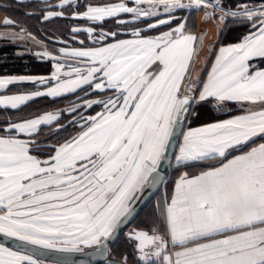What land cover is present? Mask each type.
<instances>
[{
    "label": "snow or ice",
    "instance_id": "snow-or-ice-1",
    "mask_svg": "<svg viewBox=\"0 0 264 264\" xmlns=\"http://www.w3.org/2000/svg\"><path fill=\"white\" fill-rule=\"evenodd\" d=\"M131 3L61 0L60 10L44 19L70 11L73 19L95 25L71 29L85 32L92 46L37 53L56 62L49 76L0 77V110H19L44 97L76 95L81 101L67 113L45 111L0 128V236L19 242L15 250L0 243V264H44L38 250L106 249L145 188L160 181L162 162L194 107L213 101L223 114L232 106L240 114L181 133L176 165L200 171L180 175L151 231L130 235L137 264H264V143L255 139L264 140V0L259 8H230L224 0ZM209 8L210 18L250 30L239 42L219 47L205 79L194 84L197 37L184 18L172 25L178 12ZM108 20L116 30L104 29ZM165 25L159 35L146 34ZM15 26L11 18L4 21V27ZM24 38L20 32L0 34L8 43ZM16 85L34 90L9 94ZM94 107L101 110L81 114ZM65 114L78 131L52 143L42 157L37 135L42 126L57 134L65 130Z\"/></svg>",
    "mask_w": 264,
    "mask_h": 264
},
{
    "label": "trees",
    "instance_id": "trees-1",
    "mask_svg": "<svg viewBox=\"0 0 264 264\" xmlns=\"http://www.w3.org/2000/svg\"><path fill=\"white\" fill-rule=\"evenodd\" d=\"M56 0H51L49 2H37V1H25L23 4L15 0H0V12L7 18H11L16 26L25 27L26 31L37 38L47 41L48 44L54 43L56 38L64 39L68 44L72 45L74 48H85L91 47L92 43L87 38L85 32L73 33L71 31V25L74 22H69L70 18H55L49 21H43V16L46 11L57 9L55 5ZM117 3L119 0H81V3ZM224 3L228 7L233 8L237 3H247L245 0H224ZM81 11L83 9H80ZM70 11H66L69 13ZM31 13V15H29ZM108 22V21H107ZM84 21H79L77 24H83ZM233 24V23H232ZM229 25L227 30L224 32L221 38V44H227L229 42H236L242 36L249 32V27L247 24L240 26L234 23ZM15 28V27H12ZM163 27L161 30H166ZM149 34V33H146ZM125 35H121L122 38ZM83 40L85 43L82 45L80 41ZM51 45V44H50ZM17 46L12 43L5 42L0 46V76H7L19 74L23 72L24 75H35V74H50L53 70L52 62L48 60H38L36 57L30 55L25 56H15L17 51ZM22 73V74H23ZM33 89L32 85H16L10 86L9 93L21 92ZM83 93L80 94L82 96ZM78 98L76 95H67L64 97L52 100L50 98L44 97L38 98L28 104L22 106L19 110H0V128H3L7 123L11 121H22L32 118L37 115L43 114L45 111H64L67 113V109L71 106L73 100ZM94 98V97H90ZM214 103H204L199 106H195L193 109L194 117L190 118V128H197L200 126L208 125L219 120L227 119L231 115H237L240 110L232 106V111L228 114H223L213 107ZM100 108L94 107L90 110H85L82 115H95ZM198 113V116L196 115ZM74 119H79V115L73 114ZM62 122L65 124V130L57 134L55 128L42 127L41 131L36 137V142L39 145L38 154L47 156V148L55 143L61 137H66L69 134L75 135L78 128L69 127V119L67 114L62 117ZM182 136V135H181ZM181 139V138H180ZM180 142V141H179ZM200 169V167H199ZM160 192V191H159ZM158 192V193H159ZM158 196V194L156 195ZM155 196V197H156ZM154 199V198H153ZM150 201L146 208L141 211L140 215L135 219V221L130 225V227L118 238L117 242L111 249L110 257L121 261L125 264H137V253L133 247V240L129 239L127 236V231L132 226L145 227L147 229H152L158 223V210L155 209L154 203ZM154 206V208H153ZM126 257L125 259H122ZM99 264H105L101 262Z\"/></svg>",
    "mask_w": 264,
    "mask_h": 264
},
{
    "label": "crops",
    "instance_id": "crops-1",
    "mask_svg": "<svg viewBox=\"0 0 264 264\" xmlns=\"http://www.w3.org/2000/svg\"><path fill=\"white\" fill-rule=\"evenodd\" d=\"M15 1L18 2V0H15ZM25 1L49 2L51 0H23V2H25ZM119 2H126V3L129 4L131 1L130 0H128V1L127 0H122V1H119ZM55 3H56L55 5H59L61 3V0H56ZM49 11H51V10H49ZM201 17H202V18H200L201 21L199 22V24H198L196 29H193L194 27L193 28H189L187 18H184V19H186V21H187L188 33L192 34V35H195L197 37V40L194 43V57H195L194 64H193L194 68L193 69L190 68V69L192 71V74H194L196 76V78H197L198 75H201L200 79L203 80V79H205V74L209 71V68H210V66L212 65V63H213V61L215 59V56L217 54L218 48L219 47H223V46H229V45H232L234 43H237V42H239L240 39H238L236 42L234 41V42H229L227 44L215 45L216 39L214 41H211V40L214 39V37L220 35V29L219 28H221L222 25H221V23L219 21L210 18L208 14H206V15L203 14V15H201ZM122 18L125 19L126 21H129V22H131L130 20L132 19V18L130 19V16L123 15V14H122ZM180 18H183V17H177V20L173 21V25L172 26H175V23H177ZM6 19H8V18L0 12V31H2V34L6 33V32H11L13 30V29H11L12 27H4V21ZM51 20H53V19H51ZM74 20H76L75 21L76 25H77V23L79 21H84V24H85V25H83V26H85L84 28H86V26H87L86 24L91 25L89 22H87L86 20H83V19H74ZM43 21H49V20H45L44 16H43ZM83 26H81V29H84ZM168 27L169 26L166 27L167 28L166 30H161V31H167ZM161 28L163 29V27H161ZM128 31L130 32V28H129ZM77 33L79 34L80 31L76 32V34ZM159 34H161V32ZM159 34H157V35H159ZM24 35H25L24 37H26V36L29 37L28 40L32 41L33 44L35 43V44L38 45V43L33 41V40H36L37 38H35L34 36H32L28 32L24 33ZM150 36H156V35H150ZM33 37H34V39H33ZM129 38H131L129 35H125V36L122 37V39H129ZM42 42L43 41H41V45H40V48H39L40 51H35V54L34 55H30V56L34 57V56H37L36 55L37 53H41L42 54L45 51L50 53V51L48 49H46L48 46L44 47L42 45L44 43H42ZM12 44H14V43H12ZM211 44H212V47L214 46L213 47L214 48L213 49L214 52L211 53L212 58H209V57H207L208 55H204V53H205L204 50L205 49H203L202 47L204 46L205 48L209 49V48H211L210 47ZM14 45L18 47V45H16V44H14ZM64 48H66V47L64 46ZM66 49L69 50V51L71 50L70 48H66ZM20 50H21V48L18 47L17 51L15 52V56H25L26 55V54L21 55L22 53H19ZM202 58H203V60H202ZM37 59L41 61L39 56H37ZM42 60H49V59H48L47 56H44ZM200 60H201V62H200ZM255 63L259 65L261 62L259 60H257V61H255ZM196 64H197V66H196ZM54 70H55V62L53 64L52 72ZM50 74H48V75L47 74H42V75L41 74H36V75H31V76H49ZM8 76H13V75L0 76V77H8ZM31 90H34V89H31ZM27 91H30V90H27ZM15 93H19V92H13V93H9V94H15ZM213 103L215 104L214 101H213ZM52 112H55V111H52ZM11 122H16V121H11ZM17 122H20V121H17ZM187 130H188V127L186 126L183 132H186ZM255 139H256L257 144L258 143H264V140H261L259 137L255 138ZM180 143H182V136H181L179 144ZM177 154H178V147H177L175 155H177ZM175 155H174V157H175ZM174 157L172 159L173 161H172V164H171V169L168 172V174L166 175L165 182L162 185L163 187L161 188L160 192L158 193V196H156L153 199V203H154L155 209L158 210V211H156V212H158V215H159L158 218L161 217V210L164 207V203H165L166 198L170 199V197L172 196L175 182L179 179L180 175L184 171H188L192 175L198 174L199 171H200L199 167H192V168H185L183 166L178 167L176 165ZM212 163H216V162H212ZM150 201H152V200H150ZM136 230L151 231V229H147L145 227L132 226L126 233L129 239H130V235ZM86 249L88 250V248H84L82 251H84ZM77 252H81V251H77ZM137 257H138V254H137Z\"/></svg>",
    "mask_w": 264,
    "mask_h": 264
},
{
    "label": "water",
    "instance_id": "water-1",
    "mask_svg": "<svg viewBox=\"0 0 264 264\" xmlns=\"http://www.w3.org/2000/svg\"><path fill=\"white\" fill-rule=\"evenodd\" d=\"M245 2H249L252 4H261V0H245ZM185 126L177 132L176 137L172 141V147L168 152L169 159L167 161L162 162V166L160 168L161 179L157 183L155 187H152L150 190L146 187L144 190V194H142L135 202L134 209L135 211L130 215L124 222L118 227L117 231L114 233L113 237L109 238L106 242L107 247L102 251H98L95 248H88V250H84L81 252H57L54 250H38L42 253V255L38 256L39 260H42L44 264H99L104 262L105 264H125L121 261L113 259L110 257V251L118 241L117 239L122 236L123 233L132 225L135 219L141 214L151 199L155 198L158 192L163 187L162 185L165 182V177L171 169L172 159L176 153L177 145H179V141L181 138V133H183ZM0 243L4 244V246L12 247L14 250L17 249L19 245L18 241H13L11 239L0 236Z\"/></svg>",
    "mask_w": 264,
    "mask_h": 264
},
{
    "label": "rangeland",
    "instance_id": "rangeland-1",
    "mask_svg": "<svg viewBox=\"0 0 264 264\" xmlns=\"http://www.w3.org/2000/svg\"><path fill=\"white\" fill-rule=\"evenodd\" d=\"M119 1H122V0H119ZM128 1V0H127ZM131 1V0H130ZM183 2H185V3H188L189 2V0H183ZM107 3H109V2H107ZM116 3V2H115ZM249 7H253V8H259L260 7V4H252V3H249V2H247L246 3ZM129 5L130 6H134L131 2L129 3ZM57 6V5H56ZM161 7V17L162 18H166L165 17V14L163 13V11H162V6H160ZM231 8V7H230ZM60 9L57 7V9H54L53 11H59ZM52 11V10H51ZM48 11H46L45 13H44V15L47 13ZM209 12H208V9L207 10H202V11H198V12H192V13H189V12H178L177 13V17H183V18H187V20H188V26H189V28H193V29H196L197 28V26H198V24H199V22L201 21L200 20V18H202L201 17V15H203V14H208ZM218 16H223V14H220V15H218ZM65 17H68V18H70L69 20V22H74V23H72V25H71V28L70 29H72L73 27H76V28H79V29H81V26H83V25H85L84 23L83 24H75V21L76 20H74V19H72L71 18V12H69V13H66L65 12ZM130 19H131V17H130ZM142 19H147V18H142ZM131 22L130 23H134L133 21H132V19L130 20ZM220 22V21H219ZM221 23V28H219L220 29V35L219 36H216V37H214V39H212L211 41H214L215 39H216V43H215V45H221V38H222V35L224 34V32L227 30V27H229V25H231L232 23L231 22H229L228 24H227V26H225V24L223 23V22H220ZM234 24V23H233ZM232 24V25H233ZM88 27H90L91 25H89V24H86ZM86 26V27H87ZM141 27H145L146 28V25H140ZM191 26V27H190ZM85 26H83V28H84ZM91 27H96L95 25H92ZM103 27H104V29L105 30H116V28L118 27L112 20H109L108 22H105L104 23V25H103ZM162 27H167V25H165V26H162ZM11 29H13L11 32H6V33H3V34H5V35H7V34H13V33H16V32H20L23 36H25L24 35V33H26L27 31H26V28L25 27H19V26H15V28H11ZM161 29L162 28H160V29H157V30H153V31H147L146 33H149V34H147V35H157V34H159L160 32H162L161 31ZM98 30V29H97ZM129 30V29H128ZM130 31H131V28H130ZM82 31H80V33H81ZM0 34H2V31H0ZM86 34V33H85ZM32 35V34H31ZM33 36V35H32ZM35 37V36H34ZM219 37V38H218ZM35 38H37V37H35ZM29 39V37H25L24 39H17V40H15V41H13L12 43H14V44H16V45H18V47H20L21 48V50L19 51V53H22L21 55H23V54H26V55H34L35 54V51H40V45H41V41H43L42 43H44V44H42L44 47L45 46H48L46 49H48L49 51H50V53H51V55H56L57 54V52H58V50L61 48V47H66V48H70L71 50L72 49H80V48H74L72 45H70V44H68L64 39H60V38H56L55 40H54V43L53 42H51L50 44H48L47 43V41H45V40H42L41 38H37L36 40H33L34 42H36V43H38V45L37 44H33L32 43V41H29L28 40ZM89 41H91V39H89ZM6 41H0V46L1 45H3V43H5ZM210 47L211 48H209V49H207V48H205L204 46L202 47L203 49H205L204 51H205V53H204V55H208L207 57H209V58H212V55H211V53H213L214 52V46L212 47V44L210 45ZM85 48H87V47H85ZM17 57V56H16ZM34 57H36L37 58V56H34ZM193 60H195V57L193 58ZM202 60H203V58H202ZM210 60V59H209ZM208 60V61H209ZM48 61H50V62H52V64H54V62L55 61H51V60H48ZM200 62H201V60H200ZM56 63V62H55ZM208 63V62H207ZM196 66H197V64H196ZM190 68H194V66L193 65H190ZM190 71H191V69H190ZM23 72H20L19 74H15V73H13V76L14 75H24V73L22 74ZM196 73V72H195ZM191 74H192V71H191ZM29 75H32V74H29ZM36 75V74H35ZM193 76V77H192ZM200 77H201V75H198L197 76V78H196V76L194 75V74H192L191 75V82L192 83H196L198 80H201L200 79ZM81 97H83V94H82V96ZM92 97H94L93 99H103L104 97L103 96H98V95H95V94H93L92 95ZM80 99L79 98H76V100H73L72 101V103H70L71 104V106L68 108V109H70V108H72L74 105H79L80 104ZM215 105V104H214ZM214 105H213V107H214ZM97 108H99V107H97ZM67 109V110H68ZM101 110V109H100ZM85 113V112H84ZM194 113V112H193ZM238 114H240V112L238 113ZM237 114V115H238ZM192 117H194V114L192 115ZM191 116H190V118H192ZM189 118V121H188V123H187V127L188 128H190L188 125L190 124V121H191V119ZM77 120H78V118H77ZM185 126V127H186ZM153 208H154V206H153Z\"/></svg>",
    "mask_w": 264,
    "mask_h": 264
},
{
    "label": "built area",
    "instance_id": "built-area-1",
    "mask_svg": "<svg viewBox=\"0 0 264 264\" xmlns=\"http://www.w3.org/2000/svg\"><path fill=\"white\" fill-rule=\"evenodd\" d=\"M211 11H212V9L209 8V12H211ZM220 14H223V12H217V13H216L217 16L220 15Z\"/></svg>",
    "mask_w": 264,
    "mask_h": 264
}]
</instances>
